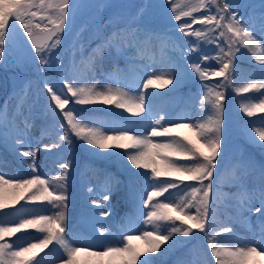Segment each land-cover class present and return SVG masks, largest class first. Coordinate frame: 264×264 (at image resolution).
<instances>
[{
    "label": "snow or ice",
    "instance_id": "snow-or-ice-1",
    "mask_svg": "<svg viewBox=\"0 0 264 264\" xmlns=\"http://www.w3.org/2000/svg\"><path fill=\"white\" fill-rule=\"evenodd\" d=\"M175 0H166V6L171 8L174 15L175 24L172 25L179 33L185 37H195L196 42L186 40L185 44L189 51L197 53L201 43L213 45L217 49L214 55L209 56L199 52L200 59L191 63L192 71L202 80L208 77H223L225 84L217 85L213 88L210 85H201L203 100L201 107L207 102L212 109L210 115L201 112L200 118L189 117L167 120L164 116L151 117L153 123L159 127L152 126L145 134L138 132L130 135L128 130H120L115 134H106L100 129L90 126L81 115L86 111H96V109H77L76 105L87 106L97 103L103 105H115L118 109H125L134 115L149 112V105L145 102L143 92L138 97L131 96L122 88L110 87L95 79V74L90 73L88 77L77 78L68 69L63 67V61L52 56V53L61 45L62 37L67 35L68 25L66 23L69 16L74 17L76 12L75 3L70 0H0V59L4 56L5 46H10V41L16 35V29L22 28V35L27 37L39 63L45 67L50 66L53 59L57 68L61 72L62 89L58 92L55 87L45 82L44 88L50 95L49 109L62 114L66 126L59 120L56 122L58 129L57 136L59 142L53 145H42L38 148L28 147L25 150L27 141V122L23 130H20L12 138V145L21 158L32 156L31 162L21 160L32 173L37 171L35 167V156L38 151H51L52 147L59 148L61 144L71 146V135L101 151L112 148L126 149L129 147L138 149L135 153L127 154V161L135 169H145L147 173H130L133 180L143 177L151 180L152 183L145 189L144 194L137 195L135 200L142 204L138 209L140 218H144V224L151 225L150 229H144L139 235L132 234L138 229L129 226L122 231L120 238L113 242L107 238L102 239L98 244L80 243L74 245L65 236V209L67 207V194L63 191L67 174L70 171V161L60 165V174L53 181L39 175H32L31 178L21 176L18 179L5 178L0 174V210L10 206L14 207L20 200L27 196L28 202H40L46 205L42 214H37L33 218H21L11 226H0V241L6 237L10 238L22 230L35 229L42 233L43 237H35L38 242L27 243V246H17L15 242L0 243V264H30V261L20 259L27 255L33 258L43 252L50 245H57L63 250L58 264H79L77 257L85 254L92 259L85 264H153L148 258L149 254H164L174 244L180 241L173 239L179 235L189 237L198 230L208 238L212 255L216 257V264H253L254 258H259L260 264H264V229L260 239L243 241L235 237L230 226H223L222 233L232 234V243L217 247L223 241L214 242V237L221 235L217 232L215 222H209V203L213 187L216 184L217 166L220 161L217 157L221 148V125L223 119L225 94L218 90L231 83L230 69L234 67V61L241 49L252 50L253 46L264 49V12L260 14V38L255 35V23L251 19H245L240 12L238 5H233L230 0H197V3L185 11L177 10L172 5ZM204 10L202 16H195L193 13ZM182 17H189L181 23ZM201 25L199 30L193 25ZM135 29L131 25L114 30L109 36L103 38L92 52L98 53L92 57L97 62L103 61V50L115 48L119 52L118 38L120 33ZM185 54L182 53V56ZM214 59L219 63V68L209 70L201 67L202 62ZM259 64V82L247 83L245 87L238 91L248 93L252 90L264 89V57L257 59ZM192 79L190 73L180 64L171 63L162 70H155L143 81V89L150 86L165 87L172 85L174 90H178L182 82ZM137 87H139L137 85ZM66 89V92L63 91ZM264 95V94H262ZM71 103V106H69ZM54 104V108L52 107ZM248 117H252L257 111L264 113V99L259 103L243 108ZM164 123L170 126H164ZM187 128L193 133L195 140L184 137L182 140L171 139L168 142L154 143V137H169L175 129ZM255 135L259 142H264V130L255 129ZM253 143H258L255 138L250 137ZM119 141H132L131 145L120 143ZM259 147L264 149V143H259ZM160 177L167 179L161 181ZM239 179V178H238ZM259 196L261 206L255 211L264 216V166L258 173ZM179 182V183H177ZM190 182V183H184ZM206 182V183H205ZM183 185V186H181ZM5 186L20 190L12 197L11 204L2 195ZM217 190L219 185H216ZM179 189V199L169 200L165 193L171 195L170 190ZM92 191L91 188L88 189ZM218 194V191H217ZM146 195V198H144ZM158 197H165L161 202ZM111 198V190H106L100 199L90 197V203L99 208L101 203L107 202ZM144 208L148 211L145 213ZM194 210V211H193ZM97 215L107 217L110 212L98 210ZM179 222V226H177ZM211 231H208V228ZM106 229H100V237H105ZM143 241L145 247L141 250L133 244V241ZM167 248L162 250V245ZM221 254H225L229 259H221ZM145 257L141 259V257ZM66 257V258H65ZM36 264H40L37 260Z\"/></svg>",
    "mask_w": 264,
    "mask_h": 264
},
{
    "label": "trees",
    "instance_id": "trees-1",
    "mask_svg": "<svg viewBox=\"0 0 264 264\" xmlns=\"http://www.w3.org/2000/svg\"><path fill=\"white\" fill-rule=\"evenodd\" d=\"M142 7H138L135 14H132L131 9L127 18L126 15L111 14L112 9H102L101 19L96 22H89L86 25L79 27L78 31L73 34L67 31V35L62 37L61 45L55 49L52 56L63 61V67L68 69L69 72L77 78L88 77L90 73L95 74V79L100 81L101 76L96 72L88 69H81L79 67L80 57L77 55V45L75 44L74 35H78L80 43L85 46L87 44L96 46L101 40L112 33L114 30L122 28L124 26L131 25L132 28L139 27L138 32L135 34L137 38L136 43V58L138 60H144L156 49L152 48L149 43L150 32L155 28L152 19L147 17L146 6L150 4V0H140ZM235 6L240 8L241 15L247 20L251 19L256 26L255 35L257 39L260 38V14L264 12V0H230ZM145 3V4H144ZM144 5V6H143ZM146 5V6H145ZM204 14V10L195 13V16L199 17ZM184 21V20H183ZM181 21V23L183 22ZM201 26L196 29L199 30ZM175 31L180 49L185 54H177L178 64L182 65L191 75L192 79L182 82L178 90H174L172 85L165 86L161 89H156L155 93L157 101L160 104H166L171 115H175L181 110V107L185 106L184 102H194L199 107L200 111L204 113L205 118L212 112L211 106L205 102L201 107L200 101L203 100L201 94V85L207 84L216 88L217 85L225 84L223 77H208L201 79L195 72L192 71L191 63L200 59L199 52L212 56L217 49L213 45H205L201 43V47L197 53L189 51L188 46L185 44L186 40H192L196 42L195 37H185L179 33L177 29L171 27L168 32ZM70 36V38L68 37ZM77 38V39H79ZM87 38V41H86ZM175 52L178 50L175 49ZM13 54V53H12ZM9 55L7 48L4 49V56L2 60V66L0 71L5 73L8 81L0 88V149L4 152L5 156L9 158L15 166L21 171H28L25 164L21 162L20 156L15 155V151L12 142L8 140L7 132L4 125H8L13 119H21L26 115L35 117L37 111H33L30 108L31 103L39 105L40 112L44 116V129L48 130L51 135V144L59 142L57 136L56 122L59 120L66 126V121L63 120L62 114L59 110L56 113L49 109L50 95L44 88L45 82L52 84L53 86L58 83L61 77L60 69L56 66V61L53 59L50 66H43L37 62H30L26 59V56L18 60L12 65V59L5 58ZM162 58V53L159 54ZM264 57V49L253 46L252 50L241 49V52L237 54L234 61V67L230 69V81L227 86H223L218 90L223 91L225 99L223 101L224 111L221 125V148L220 154L217 159L220 164L217 166L216 184L213 187V192L210 196L209 214L208 219L210 222V214L213 209L218 208L220 210H227L235 215L239 213L240 203L239 195L242 190L247 189L248 186L259 188L258 173L262 166H264V149L259 147V138L255 135V129L260 128L264 130V113L257 111L252 117H248L243 108L257 104L261 99H264V89L252 90L248 93L238 91L246 86L247 83L259 82L260 73L258 71L259 64L257 59ZM12 58V57H11ZM125 63V61H122ZM219 63L210 59L201 63V67L214 70L219 68ZM3 67V68H2ZM2 68V69H1ZM66 90V89H65ZM23 103V109L19 107V104ZM71 106V103L70 105ZM103 108H91L90 105L80 106L76 105L79 110L84 109H96V111H86L81 115L88 120L94 118L96 114L101 111H105L106 105L101 104ZM54 108V104H52ZM114 114L123 117L119 110H115ZM43 124V123H41ZM176 140H182L184 137H188L191 140H195L184 133H178ZM250 137L255 138L258 143H253ZM71 146H64L56 148L52 147L51 151L56 155H61L65 162L70 161V169L74 174H78L84 170L88 171L89 176L93 179H98L101 182L112 174L116 179L126 180L130 177L131 164L127 161V154L133 153L130 149H116L112 148L107 151H101L95 148H90L89 145L78 139L74 134L71 135ZM121 143V141H120ZM12 156H16L12 160ZM239 178V179H238ZM167 179L161 177V180ZM179 183V182H177ZM190 183V182H184ZM206 183V182H205ZM216 185H219L217 190ZM183 186V185H181ZM20 190L10 192L5 190L2 195L7 198L9 204H11L12 197H14ZM88 190L84 188L77 189L76 203L74 204V210L72 213L71 224H74L75 219L79 215L78 210L82 208L86 202H83V197ZM177 191L170 190V193ZM218 191V194H217ZM126 191L122 190L117 194L120 198H124ZM169 193H165V196ZM226 206V209L222 207ZM41 209L40 202H28L27 196L25 199L20 200L14 207L10 206L6 209L0 210V226H11L21 218H33V216ZM194 211V210H193ZM244 212V213H243ZM245 214V211H242ZM244 216V215H243ZM211 223V222H210ZM179 226V222H177ZM210 228V227H209ZM208 228V229H209ZM35 237H43L42 233L37 232L35 229L22 230L19 233L14 234L12 237H6L3 242H15L18 250L19 246H27L29 241L38 242ZM219 239V235L214 237V242ZM176 240L179 243L174 244L170 249L164 252L163 255L157 253L150 255L153 262L154 256L159 259H165V264H183L182 263V251L187 246H192L194 254L196 255L197 264H216V257L212 255V249L209 247L208 238L204 233L194 230L189 237H183L176 235ZM167 245H162V250L167 248ZM63 250L59 249L57 245H50L43 252L33 258L31 255L20 257L30 261V264H36L39 260L40 264H47L52 260L54 255H62ZM66 258V257H65ZM141 259H144L143 256ZM221 259L227 261L228 258L221 255ZM79 264L82 263L77 257ZM139 264V262H138Z\"/></svg>",
    "mask_w": 264,
    "mask_h": 264
},
{
    "label": "rangeland",
    "instance_id": "rangeland-1",
    "mask_svg": "<svg viewBox=\"0 0 264 264\" xmlns=\"http://www.w3.org/2000/svg\"><path fill=\"white\" fill-rule=\"evenodd\" d=\"M72 0H70L71 2ZM197 3V0H175V3L172 5L178 11L183 9L185 11L190 10L192 6ZM145 4V3H144ZM142 7L140 0H77L76 12L73 17V23L69 30L72 33H76L79 27L86 25L89 22H96L102 17V9H112L111 14L117 15H126L127 18L131 16V9H133L132 14L136 13L138 7ZM144 6V5H143ZM146 6V5H145ZM147 17L152 19L154 29L150 32L149 43L152 48L156 49L152 52L147 59L138 60L136 58V33L138 32L139 27H134L135 32L126 31L122 32L119 35V52L115 48L108 50H103V61L102 63L97 62L92 57L97 56L98 53H93L92 50L96 46H91L87 44L86 46L83 43H80V40H84L83 37L79 38L78 35H74L75 44L77 45V55L80 57L79 67L81 69H88L90 71H95L97 75L101 76L100 82L106 84L107 86L116 88H122L125 92H128L133 97H138L141 92L145 96V102L149 105L148 113H141L140 115H134L132 112H128L125 109H118L115 105H106L105 111H101L99 114H96L94 118L88 120L90 126L96 127L101 131H104L106 134H115L120 130H128L130 135H135L138 132H144L147 134L150 131V127L156 126L151 119L155 116L159 118L164 116L165 119H177L189 117L193 119L200 118V109L195 105L194 102L188 103L184 102L185 106L181 107V110L178 111L175 115L169 113L168 107L166 104H160L157 101V96L155 93L156 89H161L164 87L150 86L148 89H143V81L147 79L148 75L155 70H162L165 66L171 63H178L177 54H182L183 51L180 49L178 37L175 31L168 32L173 24L176 23L174 20V15L171 12V8L166 6V0H150V4L146 6ZM197 13V12H196ZM195 15V13H193ZM185 19H190L189 17H182L181 21ZM198 24L193 25V28L196 29ZM124 26L122 28H125ZM120 29V28H119ZM23 29L17 28L16 35L10 43L15 47L14 50L9 51L7 58L12 59L13 63H16L18 60L26 56V59L30 62H37V57L35 51L32 48L30 42H28L27 37L22 35ZM111 34V33H110ZM108 34V36L110 35ZM70 38V36H68ZM79 38V39H77ZM87 41V38H86ZM5 47H8L6 45ZM175 49L178 52H175ZM13 53V54H12ZM162 53V58L159 54ZM12 57V58H11ZM122 61H125L123 63ZM0 66H2V60L0 59ZM3 68V67H2ZM1 68V69H2ZM8 79L5 76V73L0 71V88L6 84ZM137 85L139 87H137ZM55 89L60 92L62 89L61 77L58 80V83L54 85ZM163 90V89H161ZM66 92L65 89H63ZM1 92V91H0ZM103 108L97 107L101 106L100 103L95 105H90L91 108ZM19 107L23 109V103L19 104ZM30 108L33 111H37L35 117L31 115H26L21 119L12 120L5 128L7 129V138L12 142V138L16 135L17 132L23 130L25 123L27 122L28 128L25 139L27 145L25 150L28 147L33 149L41 147L42 145L51 146V135L48 130L44 129V116L40 112L39 105L36 103H31ZM115 110H119L123 117H120L114 114ZM43 123V124H41ZM164 126H170L164 121H162ZM184 133L194 138L193 133L187 128L175 129L174 132L169 137H154L152 138L154 143L168 142L171 139H176L178 133ZM120 142V141H119ZM121 143L131 145L132 141H121ZM133 153L138 149L129 147ZM15 155L18 156L16 150ZM16 156H12V160ZM21 160L32 161L33 157H24ZM64 159L61 155H56L52 151L40 150L35 156V167L37 171L32 173L31 170L25 167L28 171H21L14 165V163L5 156L4 152L0 149V174H4L5 178L18 179L21 176L25 178H31L32 175H39L43 178H47L49 181H53L54 178L60 174V165L64 163ZM147 173L150 175L149 170L145 169H135L131 167L130 173ZM161 180V177L159 178ZM162 181V180H161ZM152 183L151 180H146L141 177L138 180H133L131 177H128L125 181L122 179H116L112 174L108 175L103 182L98 179H93L89 176L88 171L84 170L78 174L70 171L67 174V180L65 182V187L63 191L67 194V207L65 209V225L66 231L65 236L70 239L74 245H79L80 243H89V244H98L102 239L107 238L108 240H115L120 238L122 231L131 226L132 228L138 229L132 234L139 235L144 229H150L151 225L144 224V218H140L138 214V209L142 208V204L138 200H135V197L140 194L145 193V189L148 185ZM84 188L85 191L89 188L92 189L91 192L87 191L84 195L83 202H86L82 208H79V215L75 219L74 224H71L72 213L74 210V204L76 203V192L77 189ZM111 190V198L107 202L101 203L99 208L90 203V197H95L100 199L106 190ZM5 190L14 192L16 189L9 188L5 186ZM125 190L127 193L124 198H120L117 194L118 192ZM169 200L179 199V189L171 195L167 194ZM146 198V195L145 197ZM158 199L161 202L165 201V197L154 198ZM261 199L259 196V188L248 186L247 189H244L239 195L240 208L238 214H234L227 210H220L215 208L210 214V222L214 221L217 232H220L219 239L217 241H223L222 244L218 243L217 247L227 246L232 243L231 235L232 234H223L222 228L227 225L233 229L235 237L243 241H252L260 239L262 236V229H264V216L255 211L256 208L261 206ZM226 209V206L222 205ZM46 208L45 204L41 203V209L37 214H42ZM98 210H103L110 212V215L101 217L97 215ZM143 211L146 213L147 208H144ZM245 211V214L242 213ZM34 215V216H35ZM244 215V216H243ZM104 228L107 230L105 237H100V229ZM211 231V228L208 229ZM176 240V236L173 237ZM133 244L139 247L141 250L145 247L143 241H133ZM167 245V244H166ZM151 254H149L150 256ZM227 257L225 254H221ZM182 263L183 264H197L196 255L194 254L192 246H187L182 251ZM61 256L54 255L51 261L47 264H58ZM79 260L85 264L86 261L91 260V257L86 256L85 254H80L78 256ZM145 258V257H143ZM228 258V257H227ZM229 259V258H228ZM166 260L159 259L154 256L153 264H165ZM253 264H260L259 258H254Z\"/></svg>",
    "mask_w": 264,
    "mask_h": 264
},
{
    "label": "water",
    "instance_id": "water-1",
    "mask_svg": "<svg viewBox=\"0 0 264 264\" xmlns=\"http://www.w3.org/2000/svg\"><path fill=\"white\" fill-rule=\"evenodd\" d=\"M71 3H75V5H76V0H72ZM70 17H71V16H69V18H68L67 21H66V23H67V25H68L67 30H68L69 27H70ZM8 48H9V50H13L15 47L10 43V46H8Z\"/></svg>",
    "mask_w": 264,
    "mask_h": 264
}]
</instances>
